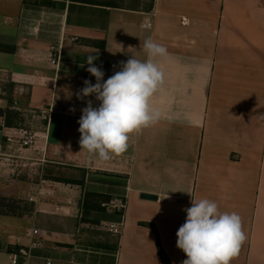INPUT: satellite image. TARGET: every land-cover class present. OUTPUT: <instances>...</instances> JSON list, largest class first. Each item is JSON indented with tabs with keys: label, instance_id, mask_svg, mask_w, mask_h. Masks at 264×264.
I'll use <instances>...</instances> for the list:
<instances>
[{
	"label": "crops",
	"instance_id": "1",
	"mask_svg": "<svg viewBox=\"0 0 264 264\" xmlns=\"http://www.w3.org/2000/svg\"><path fill=\"white\" fill-rule=\"evenodd\" d=\"M149 37L169 54L152 97L161 118L125 153L90 156L76 96L96 82L86 58L98 55L106 80L130 55L146 59ZM0 118V264L32 229L30 264H161L157 238L182 264L176 233L192 197L175 190L238 213L247 239L231 264H264V0H0ZM11 129L36 145L7 142ZM8 155L35 162L13 174Z\"/></svg>",
	"mask_w": 264,
	"mask_h": 264
},
{
	"label": "clouds",
	"instance_id": "2",
	"mask_svg": "<svg viewBox=\"0 0 264 264\" xmlns=\"http://www.w3.org/2000/svg\"><path fill=\"white\" fill-rule=\"evenodd\" d=\"M142 47L146 59L130 55L126 62H120V70L106 80L102 66L94 63L98 55L86 58V70L96 82L84 80V87L76 96L86 103L78 131L81 149L90 156L107 161L125 153L132 134H139L161 118L152 97L164 82L157 58L169 54L151 37L143 41ZM87 97H94L99 105L94 107L91 99L85 100ZM175 191L192 197L191 206L184 209L186 220L176 233V246L187 257L182 264H231L247 239L241 216L235 211L221 212L218 203L209 198L195 199L188 191Z\"/></svg>",
	"mask_w": 264,
	"mask_h": 264
},
{
	"label": "built area",
	"instance_id": "3",
	"mask_svg": "<svg viewBox=\"0 0 264 264\" xmlns=\"http://www.w3.org/2000/svg\"><path fill=\"white\" fill-rule=\"evenodd\" d=\"M184 22V21H183ZM145 28H150L151 24L146 23L143 25ZM69 41H74L76 38H67ZM61 42V41H60ZM50 51L52 52L49 57V63L54 66L55 68L59 67V61H60V44L57 47H50ZM55 51V52H54ZM51 112V109L48 111H40V116L42 119L46 120L49 117V114ZM3 122L0 118V128H3ZM9 135L6 138V141L11 143L14 140H16V143L19 147L25 148V149H32L38 140V136L35 132L28 131L25 129H11L8 133ZM112 159V158H111ZM110 159V160H111ZM109 161V160H107ZM35 161H31V159H25L21 158L19 156H5V158L2 161V167H7L11 173L17 174L21 170H25L26 168L33 165ZM30 202L35 201L34 195H30L29 199ZM108 230L113 234H119L120 229L117 228L116 225L110 224L108 226ZM26 236L29 238L30 243L27 248L18 249L17 251H13L8 255V264H30L29 260L31 259V253L30 250L34 249L39 246L38 242L36 241V237L39 236V233L37 230L32 229L26 232ZM44 264H52V261L49 259L45 260Z\"/></svg>",
	"mask_w": 264,
	"mask_h": 264
},
{
	"label": "trees",
	"instance_id": "4",
	"mask_svg": "<svg viewBox=\"0 0 264 264\" xmlns=\"http://www.w3.org/2000/svg\"><path fill=\"white\" fill-rule=\"evenodd\" d=\"M155 247H156L157 254L160 258L161 264H170L168 257L166 256L165 252L161 248L158 238L156 239Z\"/></svg>",
	"mask_w": 264,
	"mask_h": 264
},
{
	"label": "water",
	"instance_id": "5",
	"mask_svg": "<svg viewBox=\"0 0 264 264\" xmlns=\"http://www.w3.org/2000/svg\"><path fill=\"white\" fill-rule=\"evenodd\" d=\"M142 199H148V200H156L155 196H151V195H141Z\"/></svg>",
	"mask_w": 264,
	"mask_h": 264
}]
</instances>
